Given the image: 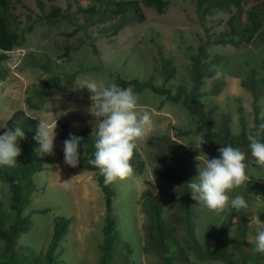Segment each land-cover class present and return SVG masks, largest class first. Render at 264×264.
Instances as JSON below:
<instances>
[{
  "label": "rangeland",
  "instance_id": "obj_1",
  "mask_svg": "<svg viewBox=\"0 0 264 264\" xmlns=\"http://www.w3.org/2000/svg\"><path fill=\"white\" fill-rule=\"evenodd\" d=\"M10 0L11 12L19 24V31L24 36V44L14 47L7 53L8 59L2 63L7 70V77L0 82V129L15 110H22L26 115L47 122L55 127L58 118H65L70 123L71 132L86 128L92 137L95 119L89 109L90 93L84 87L85 81L95 79L112 82L114 75L122 79L137 78L145 81L151 79L156 86L162 85L155 45L162 48V57L170 60L174 73L165 87L174 91L175 87L188 88L189 56L195 49L199 38L205 34L218 35L225 30V23L230 14L214 8H205L200 17L196 13L198 0H164L165 7L161 14L154 9L139 5L142 20L123 26L116 34L108 35L103 29L108 23H91L83 11L94 6V0ZM259 0H247L241 9L257 4ZM53 8L59 9V17L46 19ZM237 9L231 10L233 14ZM264 29V26H263ZM68 47V57L62 53ZM206 52L211 58L214 54L226 57L224 63L212 66L214 74L202 80L201 92L207 91L214 78L222 77L224 86L215 96H204L201 102L207 109V100H211L213 112L227 113L228 127L231 134L239 132L238 119H244L245 127L252 122L250 99L242 89L240 79L248 68L257 67L264 54V45L256 48L240 45L209 46ZM29 55V56H28ZM46 57L52 66L49 73H43L29 63ZM76 72L73 82L63 84L60 90L51 91L46 103L38 111L28 110L24 99L31 86L50 75L60 78ZM139 104L148 110L155 122L153 130L143 140L137 142L136 151L143 161V171L124 180L114 181L112 187L115 196L111 202L112 213L116 218V228L121 239L132 249L131 264H158L152 255H144L142 246V215L139 210V196L143 190H149L161 206V218L165 219L175 208L177 199L176 184L163 180L158 174L165 164L150 159L152 149L150 142L162 135L172 138L188 148L193 154L192 172L198 178L199 164L203 166L205 156L212 158V150L203 146L199 151L189 146L200 131L195 129L192 119L181 106L164 103L158 109L160 96L143 90ZM260 114L264 116V94L259 100ZM240 109V113L238 112ZM213 113L212 115H214ZM213 119L216 120L215 116ZM188 131L183 137L173 138L174 130ZM54 155L44 153L42 168L33 175L36 186L29 204L22 211L25 215L30 210H49L44 215L30 216L32 226L29 232L21 236L24 244L17 240V245L29 247L35 254L43 252L50 237L52 220L56 216L70 218L71 222L64 238L59 242L62 254L58 257L64 264H98L96 245L101 239L103 221V201L92 175L78 166L69 167L64 163L63 147L58 140L55 127ZM205 155V156H204ZM198 157V160H197ZM247 175L256 181L264 178V169L250 160ZM67 182V183H65ZM241 188L230 195L241 194ZM192 195V193H191ZM248 208L237 210L248 221L247 240L255 245V236L259 229H264L258 220L264 215V199L244 196ZM197 218L194 235L201 248L212 245L216 229L222 219V213L216 214L202 202L195 200ZM0 211L8 213V192L0 183ZM232 228L228 231L231 235ZM1 246V244H0ZM198 264H220L218 262H201Z\"/></svg>",
  "mask_w": 264,
  "mask_h": 264
},
{
  "label": "trees",
  "instance_id": "obj_2",
  "mask_svg": "<svg viewBox=\"0 0 264 264\" xmlns=\"http://www.w3.org/2000/svg\"><path fill=\"white\" fill-rule=\"evenodd\" d=\"M38 8L41 5L34 0ZM98 7L91 6L83 11L91 23H108L103 31L108 35L116 34L123 26L142 20L139 5L152 8L157 14H161L165 7L164 0H94ZM247 0H198L196 13H204L205 8H214L222 13L230 14L225 23V30L218 35L205 34L199 38L194 51L189 56L188 88L178 86L174 91L165 87L172 77L174 68L170 60L162 57V48L155 45L156 55L159 58L158 68L162 85L156 86L151 79L138 80L131 78L122 79L118 74L114 75L112 82L121 87L131 86L138 95L143 90L160 96L157 108L160 109L164 103H178L182 110L192 119L195 129L205 137L207 146L212 150V158L219 157V148L231 145L245 152L246 164L254 160L250 154L249 136L255 135L258 125L264 122L261 116L259 100L264 94V54L260 64L254 68H248L240 79L242 89L250 99V111L252 122L245 127L244 119L239 117V132L231 134L227 113L213 112L211 100H207V109L201 102L204 96L217 95L224 86L222 77L214 78L207 91L201 92L202 80L210 78L214 74L212 66L224 63L227 58L214 54L209 58L206 49L209 46L229 45L238 48L240 45H250L256 48L264 45V0L246 9L241 5ZM237 9L233 14L231 10ZM10 0H0V82L7 77V70L2 63L8 59L7 53L14 47L24 44V36L19 31V24L11 12ZM59 9L53 8L45 17L53 19L59 17ZM69 48L66 47L62 53L64 58L68 57ZM29 56V55H28ZM31 66L43 73H49L52 69L46 57L36 61L29 59ZM76 72L63 75H50L39 80L31 86L24 99V106L28 110L38 111L46 103L47 96L51 91L60 90L63 84L73 82ZM240 113V109H238ZM215 113L214 115H212ZM215 116L216 120L213 119ZM40 121L32 116L26 115L22 110H15L6 119L0 135L8 128L20 126L25 131V138L20 140L19 147L21 155L17 157L15 168L0 167V183L8 192V213L0 211V264H64L58 257L62 254L59 242L64 238L70 225L71 219L56 216L52 220L50 237L43 252L35 254L29 247L17 245V240L23 234L29 232L32 226L30 216L33 214L44 215L49 212L47 208L30 210L25 215L22 211L37 189L33 182V175L43 165L44 153L38 149L34 136ZM58 129V140L63 147V142L70 135L81 137L80 154L81 160L78 167L89 172L101 193L103 201V221L101 227V239L96 245L98 250V264H131L132 249L130 245L121 239L116 228V218L112 213L111 202L115 196L112 185L104 183V177L99 174L98 169L88 164L90 158H94V137L86 128L71 132L70 123L65 118L56 120ZM174 130V129H173ZM173 138L183 137L188 131L174 130ZM264 140V133L260 137ZM87 145L86 148L84 146ZM152 152L149 156L153 162L165 164V168L158 177L176 184L177 199L174 200L175 208L165 219L161 218V206L149 190H143L139 196V210L143 217L141 223L142 246L144 255H152L158 264H198L201 262H218L220 264H264V253L255 251V245L249 243L248 221L236 209H229L222 213V219L216 229L212 245L209 248H201L195 235L194 226L197 218L195 200L192 198L188 183L195 181L193 169V154L185 146L177 143L166 135L149 143ZM191 149L199 151L195 146V140L189 145ZM255 161V160H254ZM135 175L143 171V161L134 150L132 161ZM258 167L264 169V166ZM93 173H96L93 175ZM241 195L258 197L264 199V178L254 180L249 178L245 186L240 190ZM258 220L263 224L264 215L259 214ZM232 228L231 235L228 231Z\"/></svg>",
  "mask_w": 264,
  "mask_h": 264
},
{
  "label": "clouds",
  "instance_id": "obj_3",
  "mask_svg": "<svg viewBox=\"0 0 264 264\" xmlns=\"http://www.w3.org/2000/svg\"><path fill=\"white\" fill-rule=\"evenodd\" d=\"M84 87L90 93L89 111L95 119L93 132L96 137L94 158H90L88 164L98 169L106 185L133 176L135 168L132 161L137 142L147 137L155 127L151 113L139 104V97L131 86L124 88L115 82L91 79L85 81ZM55 127L50 129L49 124L42 121L35 130L38 149L47 155H54ZM262 133L264 122L258 125L256 134L248 138L251 157L259 166H264ZM24 138L25 131L20 126L8 128L0 135V167L15 168L18 165L17 157L21 155L18 142ZM81 141V137L70 135L63 142L64 163L67 166L75 168L79 165ZM204 143L203 134L197 135L195 146L200 149ZM218 151V158L209 159L204 155L203 166L199 164L198 178L188 183L192 198L216 214L229 209L248 208L243 195H230L245 186L249 179L245 152L231 145L222 146ZM255 251L264 253V229L257 231Z\"/></svg>",
  "mask_w": 264,
  "mask_h": 264
},
{
  "label": "crops",
  "instance_id": "obj_4",
  "mask_svg": "<svg viewBox=\"0 0 264 264\" xmlns=\"http://www.w3.org/2000/svg\"><path fill=\"white\" fill-rule=\"evenodd\" d=\"M22 237H23V236H20V237H19V242H21V244H24V241L22 240Z\"/></svg>",
  "mask_w": 264,
  "mask_h": 264
}]
</instances>
